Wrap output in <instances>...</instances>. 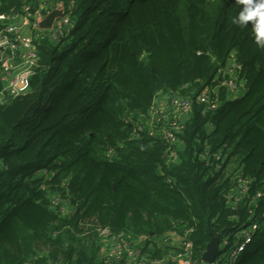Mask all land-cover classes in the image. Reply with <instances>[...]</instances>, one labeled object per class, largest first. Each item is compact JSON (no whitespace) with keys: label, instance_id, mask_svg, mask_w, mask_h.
Listing matches in <instances>:
<instances>
[{"label":"trees","instance_id":"obj_1","mask_svg":"<svg viewBox=\"0 0 264 264\" xmlns=\"http://www.w3.org/2000/svg\"><path fill=\"white\" fill-rule=\"evenodd\" d=\"M58 2L69 32L37 41L29 88L0 102V264H125L108 259L103 229L163 264H176L175 232L200 262L211 236L232 245L252 222L234 264H264V49L250 24H232L237 0H46L43 13ZM25 6L42 0H0L4 12ZM230 57L244 92L229 99L218 87L220 106L203 112L196 95H215ZM176 91L192 110L171 162L167 143L136 136L124 114L144 115L159 93ZM236 176L247 190L230 199Z\"/></svg>","mask_w":264,"mask_h":264},{"label":"built area","instance_id":"obj_2","mask_svg":"<svg viewBox=\"0 0 264 264\" xmlns=\"http://www.w3.org/2000/svg\"><path fill=\"white\" fill-rule=\"evenodd\" d=\"M58 11L50 28L43 29L40 22L52 10ZM51 9L43 13L46 6H39L31 11L29 6H25L19 11L10 10L4 12L0 10V102L8 100L9 97L25 92L30 85V78L36 68L39 67V54L37 41L44 37H49L54 42H59L69 32L73 20L70 11L66 10L62 3L58 2ZM240 65L230 57L226 63L217 69L216 78L218 84L215 86L211 96L210 90L204 88L196 95V101L203 104L204 111L215 110L220 106L217 97V88L225 86L229 99L237 98L239 91H244L243 80L238 77L237 72ZM162 104L154 105L150 110L142 114L125 113L124 121L133 127V132L137 136L141 132H146L150 136H159L166 143L165 155L168 161L175 162L178 159L177 148L180 147L178 134L182 133L184 120L192 110V99L179 91L160 95ZM208 145L204 142L203 153L200 158L208 155ZM111 153L106 156L110 157ZM197 156V154H196ZM212 158L216 161H223L225 155L221 151L213 152ZM206 165L208 163L206 162ZM219 168V163L214 165ZM210 174L212 172L210 171ZM236 184L228 191V198L241 199L247 190V179L235 177ZM256 224L250 223L244 228L234 232L233 244L229 245L226 238L219 242L218 254L211 263L202 260L198 262L191 256L192 243L185 238H181L180 250L172 260L176 264H234L238 254L250 241L251 233ZM101 235L105 238L106 255L110 260H122L125 264H148L139 248L127 235L119 233L111 235L106 229L101 230ZM170 235V234H169ZM23 264H33L26 261ZM43 264H67L61 259H48Z\"/></svg>","mask_w":264,"mask_h":264},{"label":"clouds","instance_id":"obj_3","mask_svg":"<svg viewBox=\"0 0 264 264\" xmlns=\"http://www.w3.org/2000/svg\"><path fill=\"white\" fill-rule=\"evenodd\" d=\"M240 10L232 18V24L241 28L252 27L254 42L264 49V0H237Z\"/></svg>","mask_w":264,"mask_h":264},{"label":"water","instance_id":"obj_4","mask_svg":"<svg viewBox=\"0 0 264 264\" xmlns=\"http://www.w3.org/2000/svg\"><path fill=\"white\" fill-rule=\"evenodd\" d=\"M58 14V11H50L40 22V27L43 29H48L51 27L54 18ZM219 250V238L217 236H211L210 240L206 244L205 250L202 252L201 260L205 263H211Z\"/></svg>","mask_w":264,"mask_h":264},{"label":"rangeland","instance_id":"obj_5","mask_svg":"<svg viewBox=\"0 0 264 264\" xmlns=\"http://www.w3.org/2000/svg\"><path fill=\"white\" fill-rule=\"evenodd\" d=\"M46 2V0H42V6H47V4L45 3ZM56 4V3H55ZM54 4V5H55ZM54 5H52V6H54ZM52 10H54V8L52 7ZM51 10V11H52ZM243 92L244 91H239V93L237 94V97H239V96H241L242 94H243ZM160 95H161V93H159L158 94V98H157V105H161L162 104V99H161V97H160ZM180 242H181V238L179 237V235L177 234V233H175V232H172V233H170V235H168V237H167V243L168 244H171V245H177V244H180ZM102 243L105 245V238H102ZM103 245V247H104V249H108L106 246H104ZM103 247H102V249H103ZM103 251H105V250H103ZM148 264H163L161 261H146ZM166 261H164V263H165Z\"/></svg>","mask_w":264,"mask_h":264},{"label":"crops","instance_id":"obj_6","mask_svg":"<svg viewBox=\"0 0 264 264\" xmlns=\"http://www.w3.org/2000/svg\"><path fill=\"white\" fill-rule=\"evenodd\" d=\"M103 245H104V244H103ZM104 246H105V245H104ZM103 250H105V251H106V249H104V247H103ZM105 251H104V252H105Z\"/></svg>","mask_w":264,"mask_h":264}]
</instances>
